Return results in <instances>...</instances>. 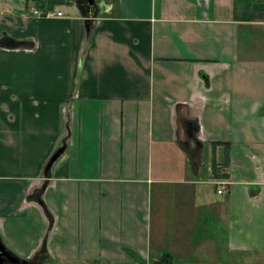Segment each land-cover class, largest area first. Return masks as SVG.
I'll use <instances>...</instances> for the list:
<instances>
[{
  "label": "crops",
  "instance_id": "0c3cea01",
  "mask_svg": "<svg viewBox=\"0 0 264 264\" xmlns=\"http://www.w3.org/2000/svg\"><path fill=\"white\" fill-rule=\"evenodd\" d=\"M36 1L0 0L6 250L264 264V0Z\"/></svg>",
  "mask_w": 264,
  "mask_h": 264
},
{
  "label": "water",
  "instance_id": "95a60500",
  "mask_svg": "<svg viewBox=\"0 0 264 264\" xmlns=\"http://www.w3.org/2000/svg\"><path fill=\"white\" fill-rule=\"evenodd\" d=\"M82 8L85 9V12L89 16H93L95 12V1L94 0H86L82 4ZM63 152V148L59 149L51 158L48 166L46 167V172L50 169L52 163L60 156V154ZM8 261L11 264H27V260H22L13 254H11L9 251L6 250L4 245L1 242L0 239V264H5V262Z\"/></svg>",
  "mask_w": 264,
  "mask_h": 264
},
{
  "label": "trees",
  "instance_id": "16d2710c",
  "mask_svg": "<svg viewBox=\"0 0 264 264\" xmlns=\"http://www.w3.org/2000/svg\"><path fill=\"white\" fill-rule=\"evenodd\" d=\"M82 1H85V0H82ZM63 3H65L64 0H37L36 1V4L38 6H48V7H54V6L58 5V4H63ZM3 43L8 44V45L10 44L12 46H19L21 44V42L19 40L13 39V38H11V37H9L7 35L2 36L0 38V44L2 45ZM226 148H227L226 149L227 150V158H226L225 164L228 167L229 166V157H230V155H229V152H230L229 145H226ZM45 211L48 214V211L47 210H45Z\"/></svg>",
  "mask_w": 264,
  "mask_h": 264
},
{
  "label": "built area",
  "instance_id": "2783aa9c",
  "mask_svg": "<svg viewBox=\"0 0 264 264\" xmlns=\"http://www.w3.org/2000/svg\"><path fill=\"white\" fill-rule=\"evenodd\" d=\"M33 13L37 16H53V15L62 16L63 15V12L57 11L52 8H36L33 10ZM223 191H224L223 189H220L219 193H223Z\"/></svg>",
  "mask_w": 264,
  "mask_h": 264
},
{
  "label": "rangeland",
  "instance_id": "374dc122",
  "mask_svg": "<svg viewBox=\"0 0 264 264\" xmlns=\"http://www.w3.org/2000/svg\"><path fill=\"white\" fill-rule=\"evenodd\" d=\"M20 3H21V0H18V4H20ZM6 264H11V263L9 262V263H6ZM27 264H33V263L27 260Z\"/></svg>",
  "mask_w": 264,
  "mask_h": 264
},
{
  "label": "flooded vegetation",
  "instance_id": "af4514ba",
  "mask_svg": "<svg viewBox=\"0 0 264 264\" xmlns=\"http://www.w3.org/2000/svg\"><path fill=\"white\" fill-rule=\"evenodd\" d=\"M6 263H9V262H8V261H6V262H5V264H6Z\"/></svg>",
  "mask_w": 264,
  "mask_h": 264
}]
</instances>
